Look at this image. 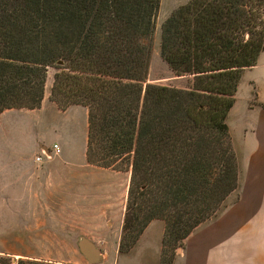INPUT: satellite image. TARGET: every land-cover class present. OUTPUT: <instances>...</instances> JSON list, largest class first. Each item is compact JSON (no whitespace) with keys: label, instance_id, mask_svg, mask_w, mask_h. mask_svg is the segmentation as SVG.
I'll use <instances>...</instances> for the list:
<instances>
[{"label":"trees","instance_id":"1","mask_svg":"<svg viewBox=\"0 0 264 264\" xmlns=\"http://www.w3.org/2000/svg\"><path fill=\"white\" fill-rule=\"evenodd\" d=\"M159 2L0 0V112L39 108L55 69L49 99L86 108L87 163L129 173L119 252L160 219V264H171L238 187L226 117L264 50V0H185L171 12L160 56L183 87L147 82Z\"/></svg>","mask_w":264,"mask_h":264},{"label":"crops","instance_id":"2","mask_svg":"<svg viewBox=\"0 0 264 264\" xmlns=\"http://www.w3.org/2000/svg\"><path fill=\"white\" fill-rule=\"evenodd\" d=\"M244 80H247L249 96L243 109L235 115L240 123V133L238 136L235 135V137H239L238 152L242 161L241 174L236 152L239 167L237 189L240 191L238 195L236 193L234 199L231 197L234 192H237V189L229 194L218 213L202 222L185 238L184 245L180 250H176L171 264H264V50L259 54L256 64L243 72L236 93ZM236 101L237 97L228 112L229 115L227 114L226 122L235 109ZM43 103L44 99L39 108H10L0 112V241L4 239V212L12 219L18 218L17 213L14 214L17 212V208H14L13 203L17 204L18 202V193L15 189H19L20 186L30 189L28 192L30 211L33 212L30 217L34 218L41 216L36 213L37 211L45 210L47 207L41 201L45 197L46 189H67L68 179L74 189H83L84 182L94 186L91 183L95 179L90 178L93 172L91 171L87 175L83 172L86 165H92L87 163L85 154L78 160L79 163L71 154L67 153H51L45 156L42 155V150L47 151L52 148L53 144H57L52 143L53 140H57L60 144L62 142L58 138H53L52 144H47L45 134L33 135L30 137V141L25 137L33 130L36 121L40 120L39 111L42 109ZM59 110L65 113L68 112L69 107ZM228 127L230 131V125ZM20 142L25 143L23 147L30 146L32 151L30 156L20 154L18 150ZM57 145L60 148L59 144ZM6 147H9L10 150ZM40 154L41 160L36 161L35 157ZM102 169L120 173L110 168ZM68 171H73L74 175L68 177ZM88 190L91 195L106 193V205L99 208L104 213L113 210L115 196L120 189H99L98 187V189ZM122 191L121 226L127 189ZM90 198L95 202L98 201L97 196H90ZM10 224L12 225V221ZM153 226L158 227L161 231L162 243L164 222L154 219L146 226L136 244L128 252L122 253L127 259L132 258L131 254L135 253L138 244L147 233L151 232ZM30 235L32 236L30 240H50L45 237L46 233L40 234L43 237L36 238L34 236H39L38 234L30 233ZM115 252L116 257L112 264H118L121 260L118 257L121 252L118 250ZM86 258L82 252H78L75 261L78 264H84ZM154 264H160V254L158 261Z\"/></svg>","mask_w":264,"mask_h":264},{"label":"rangeland","instance_id":"3","mask_svg":"<svg viewBox=\"0 0 264 264\" xmlns=\"http://www.w3.org/2000/svg\"><path fill=\"white\" fill-rule=\"evenodd\" d=\"M185 0H160L159 8L155 17V29L152 35V52L147 74V82L183 87L187 84L186 76H175L160 56V27L162 22ZM55 69H48V76L45 85L44 103L39 111L40 120L25 137L29 138L36 134H45L47 144L57 143L60 152L57 154H71L79 163L83 158L85 138H86V108L81 105H69L68 112L62 113L57 104L49 99L50 88ZM237 94V95H236ZM235 94L237 101L235 109L232 111L230 119V135L235 152L238 153L240 171L242 174V161L238 152V133H240V123L236 113L243 109L246 99L249 96L247 80L242 82L238 92ZM253 102V101H252ZM42 105V103H41ZM66 107V108H68ZM71 107V108H70ZM65 108V109H66ZM229 115V114H228ZM28 116V115H27ZM21 119V118H20ZM237 136L235 137V135ZM58 138L62 144L57 140ZM18 145L20 154H32L30 146L23 147V143ZM52 146V145H51ZM9 149V147H6ZM6 151V150H5ZM15 151V149H13ZM93 172L90 178L94 186L90 183H83V189H74L68 179L67 189H46L45 197L41 200L47 207L45 210L37 211L40 217H30V189L20 186L15 189L18 193V202L13 203L17 208L18 218H10L4 212L3 233L4 239L0 241V255L8 258L14 264L19 257H30L36 259L51 260L55 262L76 263V255L81 253L78 241L81 237L91 240L99 249V258L95 262L84 259V264H112L115 261V254L118 250L121 234V200L123 189H127L128 173H115L109 169H102L94 165H86L84 173ZM90 174V173H89ZM73 171H68V177L73 176ZM20 183L22 181L20 180ZM120 189L115 196L113 210L105 213L99 207H105L107 195H91L88 189ZM248 190V189H241ZM240 189L232 194L231 199L236 198ZM249 191V190H248ZM90 196H97L98 201L91 200ZM110 197V196H108ZM12 221V225L10 222ZM31 234H38L36 237H43L40 234L46 233V238L50 240L39 241L30 240ZM161 245V231L158 227L151 229L142 241L138 244L131 259H127L125 254L119 253L121 258L118 264H154L159 259ZM184 245V243H183ZM182 246H177L180 250ZM119 251V250H118ZM176 252V251H175ZM175 264V263H174Z\"/></svg>","mask_w":264,"mask_h":264},{"label":"water","instance_id":"4","mask_svg":"<svg viewBox=\"0 0 264 264\" xmlns=\"http://www.w3.org/2000/svg\"><path fill=\"white\" fill-rule=\"evenodd\" d=\"M78 246L80 251L87 257L90 262H95L98 260L100 254L99 249L91 240L85 237H81L78 241Z\"/></svg>","mask_w":264,"mask_h":264},{"label":"built area","instance_id":"5","mask_svg":"<svg viewBox=\"0 0 264 264\" xmlns=\"http://www.w3.org/2000/svg\"><path fill=\"white\" fill-rule=\"evenodd\" d=\"M59 151H60V148L58 147V145L57 144H53L51 149H48L47 151L46 150H42V155L48 156L51 153H58ZM35 159H36V161H40L41 160V154L37 155L35 157Z\"/></svg>","mask_w":264,"mask_h":264}]
</instances>
